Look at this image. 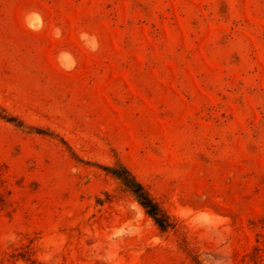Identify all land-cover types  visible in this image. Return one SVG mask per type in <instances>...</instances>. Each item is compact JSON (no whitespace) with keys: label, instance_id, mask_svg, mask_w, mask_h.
<instances>
[{"label":"rangeland","instance_id":"obj_1","mask_svg":"<svg viewBox=\"0 0 264 264\" xmlns=\"http://www.w3.org/2000/svg\"><path fill=\"white\" fill-rule=\"evenodd\" d=\"M0 264H264V0H0Z\"/></svg>","mask_w":264,"mask_h":264},{"label":"trees","instance_id":"obj_2","mask_svg":"<svg viewBox=\"0 0 264 264\" xmlns=\"http://www.w3.org/2000/svg\"><path fill=\"white\" fill-rule=\"evenodd\" d=\"M124 176L117 173H113L118 180L130 190V192L135 196L137 202L145 210V212L154 220V222L161 229H166L168 227L166 223V217L162 214L161 210L156 203L148 196L144 191L142 186L126 171L123 169Z\"/></svg>","mask_w":264,"mask_h":264},{"label":"clouds","instance_id":"obj_3","mask_svg":"<svg viewBox=\"0 0 264 264\" xmlns=\"http://www.w3.org/2000/svg\"><path fill=\"white\" fill-rule=\"evenodd\" d=\"M33 18L35 19V23H36L37 27H39L40 26V19H39L38 15L37 14H33ZM57 32H58V30H57ZM81 39L87 40L88 37L86 35H82ZM95 47H96L95 44H93V46H92V50L93 51H95ZM61 55H62L63 58H67V54L62 53Z\"/></svg>","mask_w":264,"mask_h":264}]
</instances>
